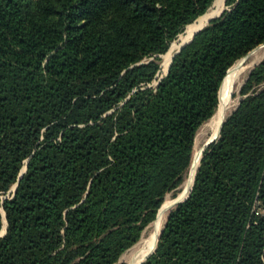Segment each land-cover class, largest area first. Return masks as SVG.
I'll return each instance as SVG.
<instances>
[{
  "label": "trees",
  "instance_id": "16d2710c",
  "mask_svg": "<svg viewBox=\"0 0 264 264\" xmlns=\"http://www.w3.org/2000/svg\"><path fill=\"white\" fill-rule=\"evenodd\" d=\"M214 1L0 0V194L17 182L0 264H116L138 240L223 79L264 44V0H225L152 85ZM240 94L143 264H264V60Z\"/></svg>",
  "mask_w": 264,
  "mask_h": 264
},
{
  "label": "bare ground",
  "instance_id": "6f19581e",
  "mask_svg": "<svg viewBox=\"0 0 264 264\" xmlns=\"http://www.w3.org/2000/svg\"><path fill=\"white\" fill-rule=\"evenodd\" d=\"M212 13L204 14L203 16H200L196 20L195 23H199L203 19H207L209 17V15H211ZM192 23L187 26V28L189 27L188 31H187V36L184 37L182 43L185 42L186 40H188L190 38L191 34L197 28V24H195V23L192 24ZM172 51L173 50L171 49L170 51L167 52V54H165V56H163V57H165V60H164L165 65L169 64L168 62H170L169 60H170ZM263 52H264V46L262 45L259 48H257L256 50H254L252 53H250L248 58H250L251 60L249 61V63L247 65H243L241 60H237L236 64L233 65L234 69L224 79V81L220 87V90L218 92L219 93L218 94V99H219L218 108L216 109L213 116L208 121H206V124H205V127H206L205 129H207L209 131V135L211 137H215L218 135L220 125H221V123H222V121L226 115L228 108H229V104H230L229 103V101H230L229 100V93L232 90L233 86L240 81L241 77L244 76L245 71L247 69H249L252 65H254L261 58L262 55H264ZM246 62H247V60H246ZM167 67H168V65L166 66V69H167ZM166 69H165V71H166ZM200 158H201V150L198 148H195L188 177L185 179V181L182 185V189L177 195V198H175V199H167L166 198V200L164 199L165 202L162 204V207L159 209L158 217L153 224V228H152L151 234L149 236L150 245L148 247L146 245V247L144 249H142L141 251H139L138 253H135V251L133 250L131 252L132 255L129 256L128 264H140L144 260V258L154 249L155 244H156V239H157L158 234L160 232V229L162 228V225L165 221V217H166L167 211L169 209V206H171L174 203V201H176V199L185 198L187 196V194L191 188L192 182H193L194 174H195L196 169L198 167V164L200 162ZM3 231H4V227H3ZM135 247H136V245H135Z\"/></svg>",
  "mask_w": 264,
  "mask_h": 264
},
{
  "label": "rangeland",
  "instance_id": "374dc122",
  "mask_svg": "<svg viewBox=\"0 0 264 264\" xmlns=\"http://www.w3.org/2000/svg\"><path fill=\"white\" fill-rule=\"evenodd\" d=\"M226 8V6H225V0H215L212 4H211V6L208 8V11L205 13V14H210V13H212L211 15H209V17L210 16H212V15H216V14H218L219 13V11L221 10V9H225ZM203 16V15H202ZM208 17V18H209ZM207 19H203L201 22H199V23H195V22H193L192 24H197V28H199L201 25H203L204 23H205V21H206ZM189 28V27H188ZM188 28H187V30H186V32L184 33V35L182 36V37H180V39H179V37L177 36L176 37V39H174V41H175V43H173L172 44V46L170 47V49L168 50V51H170L171 49L173 50L172 51V54H171V57H172V55L174 54V52H175V50L179 47V45L182 43V41H183V39H184V37H186L187 36V31H188ZM196 28V29H197ZM195 29V30H196ZM179 39V40H178ZM180 42V43H179ZM264 46V45H263ZM176 47V48H175ZM259 48V47H258ZM175 49V50H174ZM167 51V52H168ZM167 52H165V53H163V54H160V55H158V57H159V70H158V72H157V74H156V77L157 78H155V79H153V81L151 82V84L152 85H156L157 83H158V80H159V78L161 77V76H163L164 75V73H165V69H166V66L168 65H165V57H163V56H165V54H167ZM263 54H264V52H263ZM171 57H170V59H171ZM251 59L250 58H248L247 59V62L246 61H244V62H242V64L243 65H247L248 63H249V61H250ZM264 60V55H262L261 56V58L256 62L257 63V65L258 64H260L262 61ZM170 61V60H169ZM169 63V62H168ZM255 63V64H256ZM236 64V63H235ZM257 65H255V66H257ZM253 66V65H252ZM252 66L249 68V69H247L246 71H245V74H244V76H242L241 77V79H240V81L238 82V83H236L234 86H233V88H232V90L230 91V93H229V108H228V110H227V112H226V115H225V117H224V120H225V118L237 107V105L239 104V101L244 97L243 95H241L240 94V91H241V87H242V85L244 84V82L246 81V79H247V77H248V74L250 73V71L255 67H253L252 68ZM234 69V66L232 67V70ZM232 70H230V71H232ZM225 78V77H224ZM224 80V79H223ZM239 84V85H238ZM261 87L263 86L262 84L260 85ZM255 87H253V89H254ZM260 87H257V88H255L256 90H258ZM220 90V89H219ZM219 94V93H218ZM218 105H219V103H218ZM218 108V107H217ZM223 120V121H224ZM208 121V120H207ZM205 124H206V121L204 122V123H202L199 127H198V129H197V131H196V134H195V137H194V143H193V152H192V158H193V153H194V150H195V148H198V149H200L201 150V156H202V148H203V144L208 140V139H211V138H214V137H211L210 135H209V131L207 130V129H205L206 127H205ZM223 124V123H222ZM222 127V126H221ZM221 130V129H220ZM219 136H220V133H219V135L216 137V139L214 140V141H216L218 138H219ZM192 158H191V162H192ZM201 159V158H200ZM191 162H190V165H189V168H188V171L186 172V174H185V176H184V179H183V181L180 183V185L178 186V187H176L175 189H173V190H171L170 192H168L165 196H164V199L166 200V198L167 199H174L177 195H178V193L181 191V189H182V184L184 183V181H185V179L188 177V174H189V171H190V166H191ZM25 163H26V161H25ZM25 167V169H26V166L24 165V166H22V168L21 169H23ZM21 169H20V171H21ZM14 185V184H13ZM13 185L10 187V189L5 193V194H0V211L3 213V211H2V206H1V203H2V201H3V199H5V198H7V197H9L10 195H12V193H13V191H12V188H13ZM165 200H163V202H162V204L165 202ZM162 204L160 205V208L162 207ZM175 206H172V207H170L169 209H168V211H167V214H166V217H165V221H166V219H167V216H168V213H169V211H171L173 208H174ZM159 208V209H160ZM256 211L258 212V211H260V212H262V210L260 209V207H257L256 208ZM158 213H159V211H158ZM154 220V219H153ZM152 220V221H153ZM152 221L151 222H149L144 228H143V230L141 231V234H140V237L138 238V240L134 243V244H132L130 247H128L127 249H125L121 254H120V256H119V258H118V260H117V262H116V264H119V263H124V264H128V259H129V256H131L132 255V251L134 250L135 251V253H138L139 251H141L142 249H144L145 247H146V245H147V247L150 245V240H149V236H150V234H151V231H152V228H153V225H152V227H151V223H152ZM165 221H164V225H165ZM3 223H4V221H3ZM3 225V224H2ZM3 232V227L2 228H0V233H2ZM135 245H136V247H135ZM155 247H156V245H155ZM155 247H154V249H155ZM136 249V250H135ZM154 249L151 251V253L154 251Z\"/></svg>",
  "mask_w": 264,
  "mask_h": 264
},
{
  "label": "water",
  "instance_id": "95a60500",
  "mask_svg": "<svg viewBox=\"0 0 264 264\" xmlns=\"http://www.w3.org/2000/svg\"><path fill=\"white\" fill-rule=\"evenodd\" d=\"M207 11H208V9H207L202 15H204ZM222 11H223V9H221V10L219 11L218 14H216V15H212V16H210L209 18H207V20L205 21V23H204L203 25H201L199 28H197V29L191 34V36H190V38H189L188 40H186L185 42H183V43H181V44L179 45V47L175 50L174 54L172 55V57H171V59H170V62H169V64H168V67H167V69H166L164 75H165V74L167 73V71H168V68H169V65H170V63H171V60H172L173 56H174L175 54H177V53L180 51V49H181L182 47H184L186 44H188L189 42H191L193 36H194L199 30H201V29H202V28H203V27H204V26H205L210 20L219 17ZM202 15H200V16H202ZM200 16H198L197 18H195L192 22H195ZM192 22H191V23H192ZM188 25H189V24H188ZM188 25H186L185 28H184V30H183L180 34H178L179 39H180V37H182V36L184 35V33L186 32V30H187V26H188ZM179 39H178V40H179ZM173 43H175L174 40H173V41L171 42V44L169 45L167 51L170 49V47L172 46ZM179 43H180V42H179ZM261 45H264V44H261ZM258 46H260V45H258ZM258 46H256V47H258ZM256 47H255V48H256ZM253 49H254V48H253ZM253 49H252V50H253ZM252 50L248 51L244 56H242V57L239 58L238 60H241V62L246 61V60L248 59V57H249V55H250V53H251ZM167 51H166V52H167ZM236 61H237V60H236ZM255 65H257V63L254 64L253 67H254ZM253 67H252V68H253ZM228 69H229V68H228ZM226 72H227V71H226ZM161 78H162V76L159 78V80H160ZM159 80H158V81H159ZM219 88H220V86H219ZM218 92H219V89H218ZM223 120H224V119H223ZM222 123H223V121H222ZM222 123H221V125H220L219 131H218V135H219V133H220V129H221ZM218 135H217V136H218ZM217 136H215L214 138L208 139V140L203 144L202 153H203V151L205 150V148H206L210 143H212V142L216 139ZM201 157H202V156H201ZM25 161L27 162V160H25ZM198 165H199V164H198ZM24 171H25V167H24L23 169H21V171L19 172L18 178H20V176L22 175V173H23ZM195 173H196V172H195ZM194 177H195V174H194ZM193 181H194V178H193ZM16 185H17V182L14 183V185H13V188H12V191H13V192L15 191V187H16ZM182 185H183V184H182ZM192 185H193V182H192ZM192 185H191V188H192ZM191 188H190V190H189V192H188V194H187V196H186L185 198L176 199V201H174V203H173L171 206H169V208L172 207V206L177 205L178 203H180V202H182V201H184V200L188 197V195H189V193H190V191H191ZM175 198H177V196H176ZM175 198H174V199H175ZM159 208H160V207H159ZM159 208L157 209V212H156L155 218H154V220H153L152 223H151V227H152V225L154 224V222H155V220H156V218H157V216H158ZM2 211H3V209H2ZM1 214H2V217H3V221H4V223H3V225H2V227H4V231L0 234V236L4 235L5 230H6V226H7V222H6V220H5V214H4V211H3V213L1 212ZM2 227H1V228H2ZM163 227H164V224L162 225V228L160 229V232H159L158 237H157V239H156V243H157V240H158V238H159V235H160V233H161ZM155 245H156V244H155ZM150 254H151V252H150V253L144 258V260H143L140 264H143V262L146 260V258H147Z\"/></svg>",
  "mask_w": 264,
  "mask_h": 264
},
{
  "label": "crops",
  "instance_id": "0c3cea01",
  "mask_svg": "<svg viewBox=\"0 0 264 264\" xmlns=\"http://www.w3.org/2000/svg\"><path fill=\"white\" fill-rule=\"evenodd\" d=\"M262 46V45H261Z\"/></svg>",
  "mask_w": 264,
  "mask_h": 264
}]
</instances>
